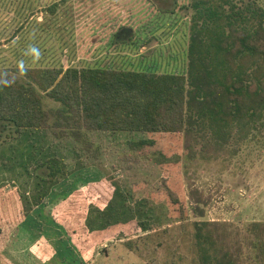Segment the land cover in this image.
Masks as SVG:
<instances>
[{"label":"rangeland","instance_id":"1","mask_svg":"<svg viewBox=\"0 0 264 264\" xmlns=\"http://www.w3.org/2000/svg\"><path fill=\"white\" fill-rule=\"evenodd\" d=\"M257 1L264 9V0ZM54 4L58 8L52 14L48 8ZM190 5L191 0H0V70L15 71L24 61L30 67L185 74L194 14ZM29 45L42 53L35 64L25 55ZM16 77L26 82L20 72ZM44 103L51 110L60 106L49 98ZM90 138L101 150L98 159L51 131L16 133L0 127V264H198L195 224L202 222L220 223L233 243L243 245L240 264H264V239L257 245L248 232L252 224H264V129L255 131L234 157L200 160L187 171L169 174L186 195L198 189L204 196V217L191 213L185 221L169 218L167 204L151 198L168 174L154 161L136 163L131 155L130 142L147 136L91 133ZM75 153L84 161L79 171ZM50 158L63 160L70 175L44 205L23 216L17 208L36 190V167ZM106 176L117 178L125 191H136V199L150 201L144 207L152 208L149 232L127 239L116 234L118 228L92 236L82 226L85 208L71 220L64 218L74 223L71 236L59 226L62 213H56L66 200ZM17 217L25 218L21 225Z\"/></svg>","mask_w":264,"mask_h":264},{"label":"trees","instance_id":"2","mask_svg":"<svg viewBox=\"0 0 264 264\" xmlns=\"http://www.w3.org/2000/svg\"><path fill=\"white\" fill-rule=\"evenodd\" d=\"M190 7L194 14L185 74L28 66L26 82H20L18 69L0 70V82H12L0 88V127L16 133L51 131L57 139L74 140L94 159L101 150L91 133L147 136L130 142L131 155L136 163L154 161L168 174L151 198L167 204L171 219L185 221L191 213L203 218L202 193L192 189L186 195L169 174L187 171L200 160L234 157L255 131L264 129V9L257 0H191ZM57 8L54 4L48 9L54 14ZM44 98L59 108L48 109ZM75 158V169L82 170L83 158L79 153ZM35 171L36 190L17 208L26 217L70 175L57 158L40 163ZM135 192L106 176L66 200L56 213H62L59 226L71 236L75 230L70 220L85 208L84 233L95 236L119 228L116 234L127 239L147 233L152 229L151 207H144L150 201L136 199ZM18 217L16 224L21 225L25 218ZM195 229L198 264H240L243 245L233 243L220 223H196ZM248 232L262 244L264 224H252Z\"/></svg>","mask_w":264,"mask_h":264},{"label":"clouds","instance_id":"3","mask_svg":"<svg viewBox=\"0 0 264 264\" xmlns=\"http://www.w3.org/2000/svg\"><path fill=\"white\" fill-rule=\"evenodd\" d=\"M25 55L30 58L31 63L35 64L41 59L42 53L40 52V49L37 48L36 46L29 45L27 50L25 51ZM18 71L21 74L24 75L27 74L28 66L24 61H21L18 64ZM11 83L12 82H10L7 78H5L2 82H0V88L11 86Z\"/></svg>","mask_w":264,"mask_h":264},{"label":"crops","instance_id":"4","mask_svg":"<svg viewBox=\"0 0 264 264\" xmlns=\"http://www.w3.org/2000/svg\"><path fill=\"white\" fill-rule=\"evenodd\" d=\"M121 1H124V0H121ZM172 12H175V11H172ZM42 27V26H41ZM48 31V30H47ZM46 31V32H47ZM49 32V31H48ZM57 208V207H56ZM40 255H41V252L39 253ZM73 255H74V253H73ZM49 260H52V259H49ZM46 262H48V261H46ZM46 262L45 263H43V264H46Z\"/></svg>","mask_w":264,"mask_h":264}]
</instances>
